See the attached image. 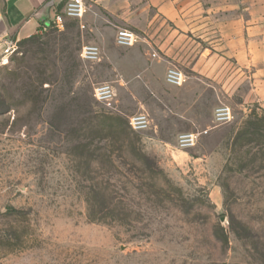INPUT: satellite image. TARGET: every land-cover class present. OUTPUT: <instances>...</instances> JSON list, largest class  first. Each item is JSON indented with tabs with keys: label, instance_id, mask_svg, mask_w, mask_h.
Masks as SVG:
<instances>
[{
	"label": "rangeland",
	"instance_id": "obj_1",
	"mask_svg": "<svg viewBox=\"0 0 264 264\" xmlns=\"http://www.w3.org/2000/svg\"><path fill=\"white\" fill-rule=\"evenodd\" d=\"M4 17L0 0V36ZM112 22L92 9L20 40L4 60L0 40V264H264V101L190 71L182 87L169 86L164 66H154L150 88L117 82L141 74V62L117 46ZM85 45L101 48L102 60L84 62ZM104 83L115 89L110 107L94 98ZM221 106L234 119L217 127ZM139 113L152 126L131 130L176 204L133 176L126 151L112 155L116 168L100 161L116 149L106 140L116 120L130 127ZM189 133L198 143L182 150ZM154 138L161 146L146 143ZM107 183L111 208L99 193Z\"/></svg>",
	"mask_w": 264,
	"mask_h": 264
},
{
	"label": "crops",
	"instance_id": "obj_2",
	"mask_svg": "<svg viewBox=\"0 0 264 264\" xmlns=\"http://www.w3.org/2000/svg\"><path fill=\"white\" fill-rule=\"evenodd\" d=\"M84 1L87 14L99 9L115 28L140 36L137 45L123 49L138 51L141 74L120 73L117 82L141 81L150 88L154 66L166 69L165 83L166 71L176 67L231 85L246 102L264 101V0ZM4 5L0 40L19 42L35 36L65 0H4ZM115 71L120 72L116 66ZM146 143L160 145L156 138Z\"/></svg>",
	"mask_w": 264,
	"mask_h": 264
},
{
	"label": "built area",
	"instance_id": "obj_3",
	"mask_svg": "<svg viewBox=\"0 0 264 264\" xmlns=\"http://www.w3.org/2000/svg\"><path fill=\"white\" fill-rule=\"evenodd\" d=\"M88 12L87 4L84 0H65V5L61 11H56L51 21L42 25L37 35H42L50 28L62 29L66 20L80 21L84 19ZM264 30V29H263ZM139 41V36L128 29H119L116 35V44L122 48H131ZM2 57L11 56L17 51L18 42L6 38L3 41ZM80 58L84 62L97 63L103 58L101 48L95 45H85L80 52ZM187 81V77L183 71L176 67L168 69L166 73V83L173 87H182ZM116 93L114 87L109 83L99 84L94 88L95 100L105 106H111L115 100ZM234 119V113L228 106H221L216 109L214 114V123L217 127L230 124ZM129 126L134 132H143L149 130L152 126V121L146 113H139L129 118ZM199 134L189 133L181 135L178 139V146L182 150L194 148L198 143Z\"/></svg>",
	"mask_w": 264,
	"mask_h": 264
},
{
	"label": "trees",
	"instance_id": "obj_4",
	"mask_svg": "<svg viewBox=\"0 0 264 264\" xmlns=\"http://www.w3.org/2000/svg\"><path fill=\"white\" fill-rule=\"evenodd\" d=\"M36 37L33 36L28 39V41L35 40ZM118 123L116 124V132L113 137H110L111 139H106L111 143L112 151H110L109 154H103L100 157V161L102 158H106V160L111 164L112 167L116 168L114 164L112 163V155L115 151H119L122 153L121 157H123V152H127V156L130 157V172L133 174V176H136L137 174H141L142 176L146 177V183H143L148 185L150 188L158 189L157 195H153L160 198L164 195V200H167V202H170L172 204H176L177 200L175 201L174 198H172L170 195H168L163 189H162V180L163 183L167 184V186H170V181L166 179L164 176V173L160 168L158 167V164L155 160L147 156L142 148L140 147V139L136 136V134L131 130L130 127L126 123H122L120 119L116 120ZM107 149V146L103 148H99L98 151H105ZM102 163V161H101ZM113 164V165H112ZM140 178V177H139ZM144 182V181H143ZM112 185L110 183L106 184V187H100L99 193L103 196L102 198L105 199V202L107 203V206L109 208L113 207L116 201L115 197H108L107 193L109 192ZM172 190H175L172 186H170ZM91 201H88V203Z\"/></svg>",
	"mask_w": 264,
	"mask_h": 264
}]
</instances>
